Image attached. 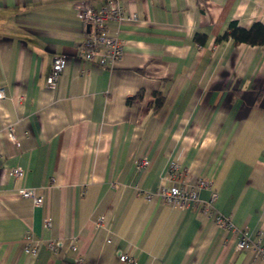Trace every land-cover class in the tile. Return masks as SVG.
<instances>
[{
	"label": "crops",
	"instance_id": "crops-1",
	"mask_svg": "<svg viewBox=\"0 0 264 264\" xmlns=\"http://www.w3.org/2000/svg\"><path fill=\"white\" fill-rule=\"evenodd\" d=\"M105 2L0 0V264H263L236 242L247 230L264 246V45L216 39L230 21L264 24V0H119L107 27L124 55L101 65L79 55L93 29L78 7ZM199 179L196 204L163 201Z\"/></svg>",
	"mask_w": 264,
	"mask_h": 264
},
{
	"label": "built area",
	"instance_id": "built-area-1",
	"mask_svg": "<svg viewBox=\"0 0 264 264\" xmlns=\"http://www.w3.org/2000/svg\"><path fill=\"white\" fill-rule=\"evenodd\" d=\"M78 15L80 19L92 27V33L81 43L79 47V55L85 60H93L95 57L99 58V63L104 65L105 63L113 64L117 60L121 59L124 55V42L117 36L110 35L108 33V23L112 20L120 21L124 17L122 6L119 4V0H106L104 5L98 10H94L89 5H80L78 7ZM66 60L65 56H57L54 58L51 71L46 77V83L50 87H55L59 80L63 69L65 68ZM4 91L0 88V101L4 99ZM9 138L15 141L16 138L10 129ZM150 165V161L143 158L139 161L138 167L142 170H146ZM179 164L177 162H171L169 166V172L171 175L177 173ZM11 175L16 178L23 176L24 171L20 166H15L10 171ZM207 181L199 179L197 183L188 188L183 183H174L169 188H161L160 194L163 201L168 205L176 206L180 209H185L190 203H197L198 190L206 187ZM20 195L24 198H30L35 204L42 202L41 197H35L33 189H22ZM151 195H147L150 198ZM217 193L215 191L210 192V197L207 201L209 206H212ZM214 219V222L223 229L235 230L236 228L231 223L229 217L222 216L218 213H209ZM49 225V221L45 222ZM24 251L29 255H36L38 248L41 245L39 241H34L31 232H26L23 237ZM60 243L49 241L46 243V248L51 251H56ZM238 250H250L254 253V256L263 262L264 264V246L258 241L251 240V237L247 230L239 231V237L236 242ZM119 260L127 263H132L133 259L126 253L119 255Z\"/></svg>",
	"mask_w": 264,
	"mask_h": 264
},
{
	"label": "trees",
	"instance_id": "trees-1",
	"mask_svg": "<svg viewBox=\"0 0 264 264\" xmlns=\"http://www.w3.org/2000/svg\"><path fill=\"white\" fill-rule=\"evenodd\" d=\"M205 36L200 34H195L194 41L196 43L202 44L204 42ZM230 39L235 44H246L252 47H258L264 45V24L260 21L252 23L249 28H244L236 21H230L227 25L226 30L221 36H218L216 41ZM62 264H73L68 262H63ZM75 264V263H74Z\"/></svg>",
	"mask_w": 264,
	"mask_h": 264
}]
</instances>
